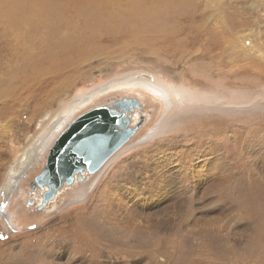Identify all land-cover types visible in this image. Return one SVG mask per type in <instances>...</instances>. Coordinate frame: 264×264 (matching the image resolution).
<instances>
[{
  "label": "rangeland",
  "instance_id": "obj_1",
  "mask_svg": "<svg viewBox=\"0 0 264 264\" xmlns=\"http://www.w3.org/2000/svg\"><path fill=\"white\" fill-rule=\"evenodd\" d=\"M108 1L102 10L118 6ZM116 1L137 7L144 0ZM174 1L152 9L170 18L191 5L211 27L226 20L225 67L204 58L207 49L191 32L179 53L103 41L102 50L64 69L70 78L62 86L63 77L50 73L9 79L4 54L39 17L56 18L51 28H80L104 0H0V264H264V0ZM79 36L88 34L80 29ZM130 79L165 89L168 100L126 85L76 110L132 95L144 103L145 120L128 142L136 144L121 152L125 145L94 183L92 176L67 187L36 210L28 185L42 168L52 123L78 97ZM164 111L157 133L145 139ZM15 163L13 188L5 178Z\"/></svg>",
  "mask_w": 264,
  "mask_h": 264
},
{
  "label": "bare ground",
  "instance_id": "obj_2",
  "mask_svg": "<svg viewBox=\"0 0 264 264\" xmlns=\"http://www.w3.org/2000/svg\"><path fill=\"white\" fill-rule=\"evenodd\" d=\"M137 1L139 2V0ZM158 1L162 0H144L139 6L135 7L129 3L123 5V2L119 3L116 0H111L114 6H116V4H118V6L112 10H109V8L102 10L109 2L108 0H104V2L98 6L97 13L93 15L95 17L83 16L80 28H75L72 24L69 25V23L65 24V26L62 25L63 27L51 28L53 27L52 25H55L57 21L56 18L50 16L39 17L40 19L37 20L35 29L30 34L28 33L27 36H25V30L21 29L22 31L18 33L19 36L17 35L15 43L11 44V47L6 50L3 59L6 63V67L3 74L10 77L9 79L24 83L27 81H38L42 75L48 77L50 73L52 74L51 80L63 77L60 84L65 86L70 75L66 73L67 75L64 76V69H68L73 63L82 60L85 54L94 51L93 49L102 50L103 48L101 47L106 46L104 42L109 46L116 45L121 47V49L127 48L126 46L130 44L134 45V47H142L144 50L153 53L156 52L158 54H161L163 51L167 53L168 49L179 53L181 47L183 48V46L187 45L189 32L194 35L195 45H200L203 41L200 46L207 49L204 58H208L209 63L215 62L218 67H225L228 62L226 42L228 41L227 37L230 33L226 26L225 19H220L213 28L209 26L208 18L204 17V14H201V17L193 15V11H190L191 5L185 10V12L189 10L185 16L172 15L170 18H167L164 14L158 15L156 11L154 12L153 9L156 7L155 4ZM174 2L178 4L180 0H175ZM174 2L173 4H175ZM134 3L136 2L134 1ZM153 5H155V7ZM175 5L173 7H175ZM180 12L181 11L178 10L176 13L179 14ZM144 15L146 18L142 20L141 17ZM186 20H194V23H191L192 25L188 24V27H184L182 24L183 21L185 22ZM19 28H21V25ZM184 28H187L188 31L184 32ZM80 29L86 31L88 34L86 38H81L79 36ZM19 30L20 29H18V31ZM67 30L71 32L69 33ZM210 41H213V44H211ZM213 45L217 46L216 52H212ZM9 68L8 74L7 70ZM194 84L195 83H193V85ZM126 85H138V87L152 93L156 99H161L164 102L169 98V94L165 89L157 87L152 82L145 80L130 79L108 82L70 102L62 112V115H59L52 123L50 135L46 142L42 144L43 147H41V149L46 148L48 143L51 144L53 142L56 135L63 129L68 121L74 117L73 113H75L76 110L85 106L87 102L95 100L99 95L102 96L104 93L125 90L124 88H127ZM205 88L208 90L207 86ZM164 115L165 111L160 116L157 123L150 129L145 139L157 133ZM138 116L139 114L136 112L133 122L136 121ZM145 139H139L138 141L140 142ZM134 144L136 143L132 142L128 144L121 152L134 146ZM18 167L19 165L15 163L9 169V173L5 178V184L8 183L10 186H13V188H15L20 181V178L17 179V174H15V172L18 171ZM99 175L100 173L93 176L90 183L92 184V182L95 181L94 179ZM76 191L78 190H73L66 195L76 194Z\"/></svg>",
  "mask_w": 264,
  "mask_h": 264
},
{
  "label": "water",
  "instance_id": "obj_3",
  "mask_svg": "<svg viewBox=\"0 0 264 264\" xmlns=\"http://www.w3.org/2000/svg\"><path fill=\"white\" fill-rule=\"evenodd\" d=\"M136 112L139 116L133 122ZM144 120V103L132 95L112 96L72 117L46 145L42 168L29 182L28 195L36 200V210L45 208L61 190L99 173Z\"/></svg>",
  "mask_w": 264,
  "mask_h": 264
}]
</instances>
